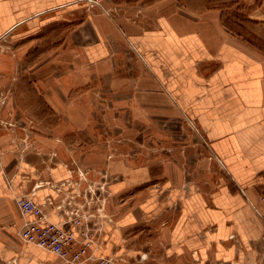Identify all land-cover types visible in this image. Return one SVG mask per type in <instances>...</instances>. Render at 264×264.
<instances>
[{"label": "crops", "instance_id": "obj_1", "mask_svg": "<svg viewBox=\"0 0 264 264\" xmlns=\"http://www.w3.org/2000/svg\"><path fill=\"white\" fill-rule=\"evenodd\" d=\"M82 1L0 0V37L8 36L20 42L39 37L52 24L65 21L70 10ZM180 1L185 12L178 10L175 0L153 2L150 12L138 15V25H133L129 17L122 24L93 17L92 38L84 42L83 55L79 56L73 46L72 55L62 56L56 62L62 59L78 68L80 62L100 61L107 56L106 35L111 33L121 40L127 37L148 66L144 84L154 88L148 95L149 101L160 104L161 85L167 87L171 97L198 118L202 131L230 169L232 181L242 184L247 192H239L226 183L210 195L187 186L180 196L179 216L168 222L172 224L162 231L164 238L152 239L157 253L132 250L127 244L130 224L143 219L155 224L167 212L165 204L173 202L171 188L181 183V176L170 168L164 173L171 179L166 182L168 186L142 192L133 208L120 218L119 228L106 223L105 244H99L95 254L136 258L137 264H264V205L259 202L256 190L257 176L264 173V0ZM227 26L238 40L225 39ZM76 35L75 40L79 41L82 34ZM214 57L220 63L203 77L195 62H207ZM14 65L11 56L3 61L0 57V71L10 74ZM1 77L0 72V88L10 81L4 82ZM29 81H20L16 88L22 87V83L28 85ZM44 83L51 89L42 91L41 95L58 104L57 112L64 111V105L72 100L68 115L72 114L70 117L75 120L90 119V113L81 107V98L74 93L79 88L76 76H51ZM20 93L16 89L10 106L28 113L25 109L34 99L22 100ZM134 93L139 102L144 98L140 92ZM24 94L27 96V91ZM88 101L91 102L84 97V102ZM7 134L0 130L2 165L6 168L4 172L13 177L14 186L8 187L0 170V264H60L52 252L26 243L16 235L24 221L16 199L30 192L48 173L41 174L42 161L33 153L21 154L22 146H10ZM92 158L94 155H88L87 160ZM114 166L126 175V179L113 185L116 192H123L129 185L136 188L161 179L154 169L132 170L120 163ZM51 175L61 180L66 178L67 171L58 166ZM53 197L55 192L49 187L39 188L33 196L40 204ZM45 208L51 221L64 220L48 210V205ZM139 241L137 244L144 247L143 241ZM131 263L128 260L121 264Z\"/></svg>", "mask_w": 264, "mask_h": 264}, {"label": "rangeland", "instance_id": "obj_2", "mask_svg": "<svg viewBox=\"0 0 264 264\" xmlns=\"http://www.w3.org/2000/svg\"><path fill=\"white\" fill-rule=\"evenodd\" d=\"M157 1L83 0L77 8L70 10L65 21L52 24L39 37L22 42L8 36L0 37L2 61L7 56L15 60L10 74L3 69L0 71L4 82L10 80L0 88V130L9 134L10 146H22L21 154L31 152L42 161L41 174L43 171L48 173L47 178L38 180L30 192L22 196H35L42 187L52 188L55 197L50 198L53 204L48 210L64 219L72 217L76 210L79 215L85 214L101 245L105 244L106 223L119 228L120 218L133 208L142 192L155 191L160 186L162 189L164 184L168 186L166 182H171V179L164 173L173 168L180 174L181 183L171 188L173 202L165 204L168 207L165 215L160 217V221L155 220V224L152 220L143 219L138 224H130L127 229L129 248L145 249L150 254L157 253L152 239L164 238L162 231L172 224L168 222L179 216L180 196L187 186L208 195L222 183L235 186L239 192L245 193L247 188L232 181L230 169L202 131L198 118L184 110L171 97L167 87L161 85L163 99L160 104L149 101L148 95L154 88L144 84L148 66L127 37L121 40L111 33L106 35L107 56L100 61L80 62L78 68L62 59L56 61L62 56L72 55L73 46L75 52L79 51V56L83 55L84 42H88L93 34L91 18L122 24L128 22L126 18L129 17L133 25H138V15L150 12L149 6ZM175 1L178 10L185 12L182 2ZM225 29L228 42L239 39L228 26ZM77 32L82 34L78 38L80 42L75 40ZM206 61L195 62L203 77H207L220 63L217 57ZM11 62L14 63L13 60ZM60 75L76 76L79 88L74 93L81 98V107L90 113V119L75 120L70 117L72 114L68 115L67 111L74 103L72 100L64 105V111L57 112L60 109L58 104L42 97V91L51 89L45 86L46 79ZM20 81L29 83L16 88ZM16 89L22 92L20 99H34L25 109L28 113L10 106ZM136 91L144 95L140 102L135 96ZM84 97L91 102H84ZM3 155L0 150V170L11 189L13 177L4 172ZM88 155H94V158L87 160ZM116 163L132 170L154 169L160 173L161 179L136 188L129 185L123 192H116L113 185L126 179V175L114 166ZM58 166L66 169V178L56 180L51 175ZM256 181H259L256 182L258 199L264 205L263 172ZM160 230L161 235H158ZM16 235L20 238L19 234ZM138 240L145 246H139ZM97 256L112 258L114 264L128 260L131 264L138 263L136 258L124 259L116 254Z\"/></svg>", "mask_w": 264, "mask_h": 264}, {"label": "built area", "instance_id": "obj_3", "mask_svg": "<svg viewBox=\"0 0 264 264\" xmlns=\"http://www.w3.org/2000/svg\"><path fill=\"white\" fill-rule=\"evenodd\" d=\"M16 202L24 219L18 232L24 242L52 252L63 264H114L112 258L95 254L99 240L85 214L76 210L72 217L54 222L45 208L53 204L52 199L40 204L33 196L23 195Z\"/></svg>", "mask_w": 264, "mask_h": 264}]
</instances>
